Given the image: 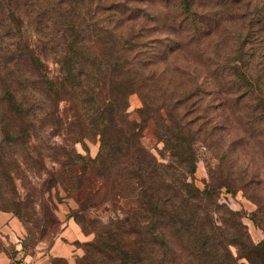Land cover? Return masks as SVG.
<instances>
[{"label": "trees", "instance_id": "obj_1", "mask_svg": "<svg viewBox=\"0 0 264 264\" xmlns=\"http://www.w3.org/2000/svg\"><path fill=\"white\" fill-rule=\"evenodd\" d=\"M256 1L0 0V211L21 218L20 210L30 209L32 199L17 200L15 179L26 185L29 175L40 178L49 157L60 167L42 180L43 192L86 189L75 220L101 202L102 187L131 202L91 241L76 242L85 250L76 264H230V244L250 264H264V242L252 243L239 214L215 202L214 189L234 182L230 166L212 178L214 189L200 190L192 179L194 141L220 149L217 110L241 124L244 145L264 152V111L260 99L252 105L244 46L249 30L264 31ZM237 21L231 49L226 39ZM181 53L179 66L173 60ZM49 57L58 65L55 76L46 70ZM132 93L142 100L135 118L128 111ZM149 121L166 161L142 143ZM55 122L85 149V140L97 139V154L48 143L38 131ZM236 143L221 150L223 160Z\"/></svg>", "mask_w": 264, "mask_h": 264}, {"label": "rangeland", "instance_id": "obj_2", "mask_svg": "<svg viewBox=\"0 0 264 264\" xmlns=\"http://www.w3.org/2000/svg\"><path fill=\"white\" fill-rule=\"evenodd\" d=\"M157 3V8L162 10L160 2ZM256 3H258V9L264 10V0H258ZM168 10H173L172 4ZM240 23V21H237L231 24V34L226 39V45H231V49L232 46L238 45L235 32L240 31ZM25 26L29 42L34 44L36 38L28 24H25ZM244 46L247 52V72L249 73L251 84L248 90L253 94L254 98L252 99V105L256 104L257 99H260L261 105L258 109L264 111V31L249 30L244 38ZM181 55L183 54H179L176 60H173L174 64L179 60L178 65L182 66L184 60L179 57ZM44 63L49 75L55 76L58 65L54 59L49 57ZM238 65L240 66L239 63ZM65 105V101H61L58 106L57 113L61 118L65 117ZM128 105V111L135 118V110L142 106L140 96L137 93H132L128 98ZM217 111L222 117L219 116L215 122L221 124V127L224 128L215 137V140L218 138L217 148L220 149L214 150L206 142L194 141L196 162L192 175L193 182L200 190L219 187L217 184L218 180L216 182L212 178H218L229 165L230 178L234 182L229 183L231 189H228L226 186L214 189L215 202L220 207L222 206L231 212L239 214L237 221L245 229L252 243L264 242L263 148L254 143L250 144V147L244 145L245 141L241 140L240 135H238L241 132L238 129L241 124L233 123L227 111ZM224 114L227 116L225 117ZM256 114H259V112L254 113V115ZM65 127L64 124L58 122L49 123L42 126L38 133L50 144H65L80 154H85L87 151L91 157L97 154L99 148L97 139L85 140V149L80 142H70ZM141 140L160 161H166L158 153V149L162 148V143H156L153 135L152 121L148 122ZM234 141L237 142L236 148L230 146V150L225 154L226 159L223 160L221 158V150H226L227 146L231 145L229 143ZM43 164L44 167L41 170L42 174L40 178L35 175H29L26 185H23L20 178L15 179L17 200L24 201L25 198H29L34 203H32L30 209L20 210L21 218L12 212H8L17 220L19 229L13 230V228L7 226V223L0 226V253L8 256L10 259L9 264H32L48 248L57 232L68 220L74 222L80 228L82 232L81 238L84 240L81 243L83 244L84 242L91 241L94 238V230L104 227L109 223L114 214L126 212L131 207V202L127 201L126 198L114 197L111 191L108 192L106 187H102L96 196L97 200L102 199L101 202L91 206L86 210L85 214L82 212V216L84 217L82 220L77 221L74 219L73 213L78 210V204L85 197L86 189L74 191L70 196H65L64 191L58 186H52L49 191L43 192L42 180L47 176L48 172L56 171L60 167L57 162L49 157H44ZM26 173L27 171H25ZM214 182L216 184L212 186ZM100 186V183H96L93 189L96 190ZM221 211H224V209H221ZM215 217H218L217 213H215ZM216 221V225H220V220ZM171 242L173 246L178 245V242L173 237L171 238ZM82 244L81 246L77 244L78 249H80V255L77 257V260L85 253ZM229 251L232 258V260L228 261L230 264H250L247 258L238 256V249L235 245L230 244ZM182 259H185V255H182ZM190 264L203 263L191 262Z\"/></svg>", "mask_w": 264, "mask_h": 264}, {"label": "crops", "instance_id": "obj_3", "mask_svg": "<svg viewBox=\"0 0 264 264\" xmlns=\"http://www.w3.org/2000/svg\"><path fill=\"white\" fill-rule=\"evenodd\" d=\"M17 230L18 222L8 212L0 211V226L6 224ZM78 225L68 220L57 232L48 248L32 264H52L54 259H62L65 264H76V258L80 255V249L76 242L84 241ZM10 259L4 253H0V264H9Z\"/></svg>", "mask_w": 264, "mask_h": 264}, {"label": "built area", "instance_id": "obj_4", "mask_svg": "<svg viewBox=\"0 0 264 264\" xmlns=\"http://www.w3.org/2000/svg\"><path fill=\"white\" fill-rule=\"evenodd\" d=\"M20 264H22V263H20Z\"/></svg>", "mask_w": 264, "mask_h": 264}]
</instances>
